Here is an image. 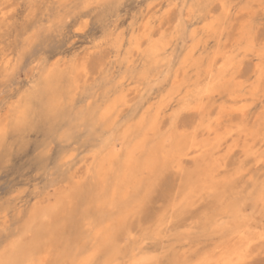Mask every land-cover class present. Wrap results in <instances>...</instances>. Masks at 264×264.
Masks as SVG:
<instances>
[{
    "label": "rangeland",
    "instance_id": "obj_1",
    "mask_svg": "<svg viewBox=\"0 0 264 264\" xmlns=\"http://www.w3.org/2000/svg\"><path fill=\"white\" fill-rule=\"evenodd\" d=\"M2 259L264 264V0H0Z\"/></svg>",
    "mask_w": 264,
    "mask_h": 264
},
{
    "label": "bare ground",
    "instance_id": "obj_2",
    "mask_svg": "<svg viewBox=\"0 0 264 264\" xmlns=\"http://www.w3.org/2000/svg\"><path fill=\"white\" fill-rule=\"evenodd\" d=\"M220 1H222V0H220ZM224 1H225V0H224ZM218 5H219V4H218ZM221 6H222V5H221ZM225 7H226V5H225ZM225 9H226V8H225ZM212 12H214V11H212ZM245 12H246V11H245ZM205 20H206V19H205ZM248 27H250V26H248ZM239 28H240V27H239ZM149 35H150V34H149ZM253 46H254V45H253ZM221 57H222V56H221ZM219 60H220V59H219ZM217 62H219V61L217 60ZM227 72H229V71H227ZM229 74H230V73H229ZM207 75H208V74H207ZM215 78H217V76H216ZM212 83H213V82H212ZM214 87H215V85H214ZM130 91H131V90H130ZM205 92H206V91H205ZM56 93H57V92H55L54 95H56ZM128 96H129V95H128ZM231 101H232V100H231ZM229 103H230V102H229ZM235 106H236V105H235ZM235 106H234V107H235ZM237 106H238V105H237ZM242 107H243V106H242ZM201 108H202V107H201ZM217 108H218V107H217ZM240 108H241V105H240ZM106 109H107V108H106ZM238 109H239V108H238ZM105 111L108 112V110H105ZM241 111H242V113H244V112H245V109H244V108H241ZM107 112H106V113H107ZM219 115H220V114H219ZM167 119H168V118H167ZM151 126H152V125H151ZM1 130H2V129H1ZM164 133H165V132H164ZM212 133H213V132H212ZM242 141H243V140H242ZM192 143H193V142H192ZM255 145H256V144H255ZM192 147H193V146H192ZM195 147H196V146H195ZM140 148H141V147H140ZM195 149H196V148H195ZM200 149H202V148H199V150H200ZM196 150H198V148H197ZM196 150H195V151H196ZM199 150H198V151H199ZM238 150H239V149H238ZM191 151H192V150H191ZM240 151H241V150H240ZM259 153H260V152H259ZM190 154H191V153H190ZM187 155H188V153H187ZM110 159H111V158H110ZM189 159H190V158H189ZM219 163H220V162H219ZM218 171H219V170H218ZM212 172H213V170H212ZM217 173H218V172H217ZM212 175H213V174H212ZM216 175H217V174H216ZM233 252H234V251H233ZM141 257H142V256H140V258H141ZM144 257H145V256H144ZM144 257H143V258H144ZM138 259H139V258H138ZM144 259H145V258H144ZM144 259H143V260H144ZM232 259H233V258H232ZM86 260H87V259H86ZM139 260H140V259H139ZM136 261H137V260H136ZM144 261H145V260H144ZM1 263L4 264L5 261H3V259H2V260L0 261V264H1Z\"/></svg>",
    "mask_w": 264,
    "mask_h": 264
}]
</instances>
